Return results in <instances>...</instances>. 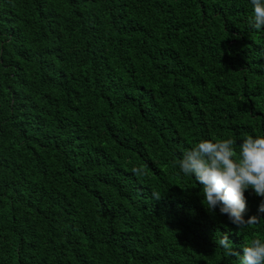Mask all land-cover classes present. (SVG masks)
Wrapping results in <instances>:
<instances>
[{"label": "trees", "instance_id": "16d2710c", "mask_svg": "<svg viewBox=\"0 0 264 264\" xmlns=\"http://www.w3.org/2000/svg\"><path fill=\"white\" fill-rule=\"evenodd\" d=\"M250 0H0V264H238L237 226L178 168L264 137Z\"/></svg>", "mask_w": 264, "mask_h": 264}, {"label": "clouds", "instance_id": "9594fccd", "mask_svg": "<svg viewBox=\"0 0 264 264\" xmlns=\"http://www.w3.org/2000/svg\"><path fill=\"white\" fill-rule=\"evenodd\" d=\"M251 27L264 30V0H250ZM234 139L201 140L183 152L178 168L184 175L194 178L201 186L202 203L209 212L217 207L221 214L237 226L252 225L258 216L244 219L247 211L245 192L251 189L256 196L264 197V137L247 135L238 145ZM258 211L264 213V200ZM230 257H238V264H264V242L254 239L243 247V254L234 250L227 234L215 241Z\"/></svg>", "mask_w": 264, "mask_h": 264}]
</instances>
